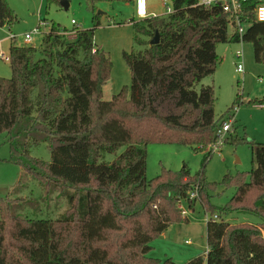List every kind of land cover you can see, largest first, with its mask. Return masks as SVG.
<instances>
[{"label": "trees", "instance_id": "16d2710c", "mask_svg": "<svg viewBox=\"0 0 264 264\" xmlns=\"http://www.w3.org/2000/svg\"><path fill=\"white\" fill-rule=\"evenodd\" d=\"M169 2L170 13L133 23L140 49L123 52L131 85L109 100L102 92L113 63L95 42L97 15L93 28L68 30L54 22L39 46L11 44L12 75L0 76V132L7 136L9 160L22 172L11 196L0 197V264H179L151 256V243L173 222L188 220L182 201L192 206L198 199L211 213L207 250L190 263L264 264V142L250 140L248 175L224 177L235 188L224 207L209 203L203 176L218 131L234 113L231 107L228 117L218 118L214 86L202 81L215 73L218 43L250 42L255 60L264 63L258 2L243 3L241 19L249 25L242 35L220 4ZM17 19L0 0V26ZM157 32L159 42L151 44ZM249 101L264 105V99ZM236 140L227 135L223 142ZM151 142L191 144L205 151L203 168L195 176L187 166L163 168L148 179ZM41 143L50 161L32 155ZM121 147L114 160H104ZM31 177L39 197H19ZM54 192L66 199V211L34 216L43 210L37 203ZM233 212L255 213L262 221L231 223L225 216Z\"/></svg>", "mask_w": 264, "mask_h": 264}, {"label": "rangeland", "instance_id": "374dc122", "mask_svg": "<svg viewBox=\"0 0 264 264\" xmlns=\"http://www.w3.org/2000/svg\"><path fill=\"white\" fill-rule=\"evenodd\" d=\"M15 10L18 19L10 26H0V49L10 55L13 42L19 45L33 44L39 46L43 32L55 22L63 28L95 27L94 17L97 15L99 25L95 27V42L109 53L113 68L111 77L103 87V99L109 100L125 89L128 93L131 85V71L126 63L123 52L138 50L135 43L133 23L139 21L136 15L135 0H68L67 9L62 7L61 0H7ZM264 3V0H257ZM169 0H148L151 16L166 13ZM76 23H73L72 20ZM46 20V21H45ZM47 22L45 26V22ZM41 24L39 28V24ZM247 25V24H246ZM39 29L33 36L32 43H26L24 35L31 30ZM253 45L250 42H224L217 44L219 62L215 73L207 76L202 84H212L215 93V113L220 118L231 108L234 113L229 135L234 142H223L220 150L214 151L204 166V180L208 184L207 196L214 208L224 207L233 196V184L223 183L226 175L238 173L249 174L252 168V151L250 140L264 142V105L249 100L264 99V63L257 62ZM242 51L240 57L238 51ZM241 64L242 70L237 71ZM12 75L10 62L0 58V76L9 78ZM236 97L239 103H235ZM235 103V104H234ZM236 108V109H235ZM228 114L226 117H228ZM232 139V138H231ZM107 153L104 160L112 161L122 153ZM213 150V149H212ZM32 155L50 161L51 154L47 143L32 148ZM205 151L196 150L191 144L181 142H151L147 146V178L156 177L163 168L180 170L187 166L192 176L203 168ZM10 148L5 132H0V197L11 196L16 186L21 166L9 160ZM27 187L19 197H39L40 188L32 177L27 179ZM34 193V194H33ZM43 194L46 195L45 191ZM43 203V210L34 216L44 218L58 217L67 209L66 199L57 192L49 194ZM187 221L173 222L170 227L152 241L150 255L157 258L171 257L179 264H192L190 261L204 256L207 250L206 223L211 213L205 204L198 199L192 206L182 201ZM32 214V213H29ZM1 218V212H0ZM231 223H260L262 218L251 212H233L225 216ZM189 240L190 242H188Z\"/></svg>", "mask_w": 264, "mask_h": 264}, {"label": "built area", "instance_id": "2783aa9c", "mask_svg": "<svg viewBox=\"0 0 264 264\" xmlns=\"http://www.w3.org/2000/svg\"><path fill=\"white\" fill-rule=\"evenodd\" d=\"M245 1L246 0H199L198 3L199 5H204V6H211V5H217V4L222 5L224 11L228 12L230 18L235 20L236 24L239 26V32L242 35L246 31L249 25L248 23L244 22L241 19V16L243 13V3ZM135 3H136V15L140 19L151 16L148 10V0H135ZM166 7H167L166 13H170L172 11L171 5L168 4V6ZM255 15H256V19L264 22V3H258L256 5ZM72 22L76 23L74 19L72 20ZM41 24L42 23L39 24V28ZM46 24L47 22H45V26ZM38 32H39V29L37 28V29L31 30L30 32L26 33L24 35L26 43H32L33 36ZM69 35L74 36L75 31L70 32ZM241 55H242V51L239 50L237 52V56L240 57ZM0 58L8 62H10V59H11L10 55L4 52L2 49H0ZM240 70H242V67H241V64H238L237 71H240ZM231 127H232V119L225 122L223 126L219 129L218 141L213 145V148H212L213 151L220 150L223 144L224 138L226 137V133L231 130ZM195 196H197V190L191 193L192 198H194ZM180 208L183 210L182 212L185 214L186 212L182 207V203L180 204ZM214 217H217V215H215ZM187 241L190 242L189 240Z\"/></svg>", "mask_w": 264, "mask_h": 264}, {"label": "water", "instance_id": "95a60500", "mask_svg": "<svg viewBox=\"0 0 264 264\" xmlns=\"http://www.w3.org/2000/svg\"><path fill=\"white\" fill-rule=\"evenodd\" d=\"M61 5H62V7H64L65 9H67L68 6H69L68 0H61ZM158 42H159V34L157 32L156 35L151 39L150 43L151 44H156Z\"/></svg>", "mask_w": 264, "mask_h": 264}]
</instances>
